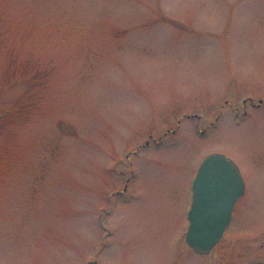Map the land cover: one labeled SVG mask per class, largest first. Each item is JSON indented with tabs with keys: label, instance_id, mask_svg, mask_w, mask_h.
<instances>
[{
	"label": "rangeland",
	"instance_id": "obj_1",
	"mask_svg": "<svg viewBox=\"0 0 264 264\" xmlns=\"http://www.w3.org/2000/svg\"><path fill=\"white\" fill-rule=\"evenodd\" d=\"M260 101L264 0H0V264H264ZM211 154L245 189L198 255Z\"/></svg>",
	"mask_w": 264,
	"mask_h": 264
},
{
	"label": "water",
	"instance_id": "obj_2",
	"mask_svg": "<svg viewBox=\"0 0 264 264\" xmlns=\"http://www.w3.org/2000/svg\"><path fill=\"white\" fill-rule=\"evenodd\" d=\"M243 193V180L231 161L215 154L202 162L192 184L187 215L185 243L192 251L208 254L219 243Z\"/></svg>",
	"mask_w": 264,
	"mask_h": 264
}]
</instances>
